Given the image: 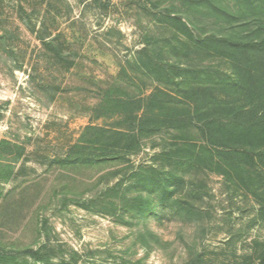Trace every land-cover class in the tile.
Returning a JSON list of instances; mask_svg holds the SVG:
<instances>
[{
	"label": "rangeland",
	"instance_id": "obj_1",
	"mask_svg": "<svg viewBox=\"0 0 264 264\" xmlns=\"http://www.w3.org/2000/svg\"><path fill=\"white\" fill-rule=\"evenodd\" d=\"M49 1L72 65L0 0V264H264V0Z\"/></svg>",
	"mask_w": 264,
	"mask_h": 264
},
{
	"label": "trees",
	"instance_id": "obj_2",
	"mask_svg": "<svg viewBox=\"0 0 264 264\" xmlns=\"http://www.w3.org/2000/svg\"><path fill=\"white\" fill-rule=\"evenodd\" d=\"M27 0H17L18 3V18L15 19H19L20 21H22V26L28 31V33L34 38L35 42L37 44H35L34 49L31 52V55H38L40 56V54H47L50 52H55L56 57H58L59 60H65V61H69L71 63V65L74 62V58L72 53H66L63 48H64V44L60 43V40L63 39L62 41L66 42V38H64L61 34L58 35H54V31L56 30H52L51 28H49V25L47 23V19H49L50 16V12L49 11H45L44 13L42 12H38L36 14L35 9H37L39 6H41L42 9V5L45 4L46 0H41L42 2H39L40 0H31V3L34 4L35 7H33L31 9V11H34L35 13H31L28 12V10L26 9V6L24 5L26 3ZM29 1V0H28ZM94 3L96 4H101L102 1L101 0H93ZM47 6H49L50 9H55V6H53L51 0L48 2ZM41 11V10H40ZM179 20V19H178ZM184 25V24H183ZM10 32H12L10 30ZM218 42H221L220 40H217ZM232 47H237L239 50L244 51V52H248L249 50H259V51H264V42L261 43H252V44H246V45H237V46H232ZM69 54V55H68ZM68 55V56H67ZM168 79V77H167ZM182 79V78H180ZM176 81V85L181 86L183 84L186 83L185 82H179V79L174 80ZM105 104H108L110 106H117L119 104L121 105H133L134 103L136 104L137 101L135 100V98H131V99H127V100H119L117 98L114 97H110L107 96L104 99ZM138 102H142V100L138 101ZM144 128V127H143ZM142 128V130H143ZM251 129V128H250ZM101 132L107 133V131L104 130H99ZM138 135H141L140 132H133V133H129L126 134L125 132H114V136H117L118 140H122L123 137L125 136H129L130 138V143H135V145L138 144ZM143 135V133H142ZM176 146L178 147V150L184 151V152H190L192 153L194 156L197 155L199 158L203 155V154H210L211 153V149L206 145V146H201L200 149L197 151V146L193 143H187L186 145L183 144H176ZM133 150V148H129V150H126L128 152H131ZM219 151V150H218ZM200 152V153H199ZM223 153H227L223 152ZM237 154L238 156H241L243 158H246L248 160H250V166H254V168L258 171L257 176L254 180V177H252L253 175L250 174V180L251 181H255L256 185H262L264 184V173L263 170L261 169V167L259 166V164L257 163V158H256V154L250 152H245L243 150H238ZM123 156H120L119 158H115V159H124L122 158ZM108 158L104 157L103 159L98 158L97 163H100L101 161H107ZM92 161V160H91ZM96 161V160H95ZM211 163H213V159L210 160ZM67 162V161H66ZM90 162V160H84V163ZM72 165H77L80 164L81 165V161L80 160H75L73 162H70ZM221 167V166H219ZM223 167V166H222ZM162 185V204L164 203V201H166L167 199L171 198L174 194V191L172 190L171 186H166L165 182H161ZM160 204V205H162ZM137 208L138 211L143 212V213H147L151 214V213H155L156 211V216L159 217V213H160V206L158 210H155L154 207H152V203L150 201L141 199L138 201L137 204ZM3 258L5 259H9L5 256H3ZM262 263H264V259L261 261Z\"/></svg>",
	"mask_w": 264,
	"mask_h": 264
}]
</instances>
